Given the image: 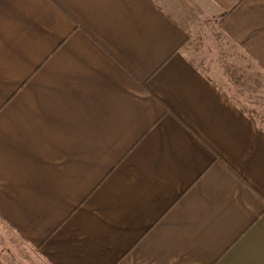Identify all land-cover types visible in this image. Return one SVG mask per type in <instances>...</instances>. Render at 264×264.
I'll return each instance as SVG.
<instances>
[{"label": "crops", "instance_id": "crops-1", "mask_svg": "<svg viewBox=\"0 0 264 264\" xmlns=\"http://www.w3.org/2000/svg\"><path fill=\"white\" fill-rule=\"evenodd\" d=\"M210 28L264 72V0H0V264H264V122L188 56Z\"/></svg>", "mask_w": 264, "mask_h": 264}, {"label": "rangeland", "instance_id": "rangeland-1", "mask_svg": "<svg viewBox=\"0 0 264 264\" xmlns=\"http://www.w3.org/2000/svg\"><path fill=\"white\" fill-rule=\"evenodd\" d=\"M186 51L191 60L215 78L225 92L255 116L261 115L263 120L258 119L264 122V72L245 52L238 46H231L228 38L214 34L211 28L196 37L191 46H186ZM11 232V229L0 226V241L7 246L12 243L14 249L15 239ZM26 253L29 264H45L32 251Z\"/></svg>", "mask_w": 264, "mask_h": 264}]
</instances>
